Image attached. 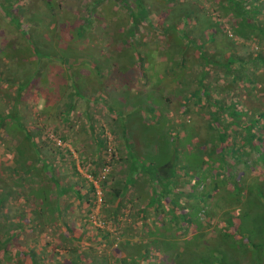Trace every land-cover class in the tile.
<instances>
[{"label": "rangeland", "instance_id": "rangeland-1", "mask_svg": "<svg viewBox=\"0 0 264 264\" xmlns=\"http://www.w3.org/2000/svg\"><path fill=\"white\" fill-rule=\"evenodd\" d=\"M95 1L49 0L54 8L49 10L37 9L42 0H0V28L6 23L12 28L3 6L11 5L7 9L14 12L23 2L32 9V22L47 20L59 29L55 39L52 28L38 23L32 28L34 47L19 30L21 40L10 39L12 56L0 55V264H166L149 238L173 242L166 249L173 258L183 249L177 257L185 259L181 264H264V128L259 129L264 125V60H256L250 82L232 78L256 52L264 59V37L244 26L228 0ZM57 2L62 9H55ZM261 3L253 18L257 22L264 20ZM185 8L190 15L182 24L179 9ZM122 17L130 26L129 21L138 22L127 40ZM165 19L175 22L183 36L160 34ZM4 41L0 37V46ZM68 49L78 54L69 55ZM229 54L235 60L227 72L221 63ZM200 75L207 96L221 104L235 101L240 111L236 116L220 111L221 122L242 124L258 113L247 132L263 142L249 148L240 134L230 133L228 142L240 149L227 154L238 160L226 156L237 199L229 184L210 191L215 197L224 194L225 218L207 223L201 216L196 227L183 230L182 216L178 229L161 219L164 200L149 204V176L151 170L170 173L168 163H174L181 198L192 185L193 195L203 192L198 176L209 180L211 174L216 183L224 177L223 170L205 174V164L191 177L181 167L214 158L206 155L214 135L208 123L213 106L195 97ZM36 154L42 161H32ZM130 161L138 168L126 183ZM144 167H149L146 172ZM112 188L120 198L117 193L108 197ZM188 213L192 219L196 212ZM226 220L228 231H235L221 240L218 232ZM140 221L147 230H138ZM166 234L172 236L163 239ZM145 246L148 258L140 255Z\"/></svg>", "mask_w": 264, "mask_h": 264}, {"label": "trees", "instance_id": "trees-1", "mask_svg": "<svg viewBox=\"0 0 264 264\" xmlns=\"http://www.w3.org/2000/svg\"><path fill=\"white\" fill-rule=\"evenodd\" d=\"M100 1L101 0H96L95 5H96V3L100 2ZM42 2H43L42 6L38 7L37 9H49V10L54 9L52 6H49V0H42ZM153 2L159 3V1H157V0H152L150 3L152 4ZM228 2L230 4V6L232 5L231 7H232V10L234 11V15L236 17H240V19L242 21H244V26L249 28L251 30L250 32L256 34V36L260 35L261 38L264 37V20H263V22H259V21L257 22L256 20H253L255 15L258 14L259 9L262 8L261 0L258 3H257V0H255L253 4L249 3L248 0H228ZM37 3H38V1H34L35 6H37ZM146 3L148 4V2H146ZM142 5L144 7V4H142ZM3 7H4V9H2L3 14L5 15V17H7V20L11 24L12 28L9 26L7 27L6 26L7 23L5 24V27L0 28V34H1L0 37H1V39L5 40L0 46V55H5V57L6 56H12L10 54L12 51L11 49H13V48H12V44H9L10 39L14 38V40H15V39L20 38V40H21V37L18 34L19 30H22V31H20L21 32L20 35L25 40H27L29 47H34L35 46L34 45L35 34L32 32V28L35 27L38 23L40 24V26H43V27L48 26L49 28H52L53 32L55 34L54 38L55 39L57 38L56 33L59 31V29L56 28V26L52 25V22H51V25H50L49 21H47V20L40 21L38 23L32 22L33 20H36V18H33V15H32L33 12L31 11L32 9H31L30 5H23V2L19 3V6H17L15 8L14 12H12L10 9H7V7L10 8L11 5H4ZM143 7H142V9H144ZM263 7H264V4H263ZM17 8H19V9H17ZM55 9H62L60 7V2H57ZM68 9H70V8H68ZM85 9H91V7H87V8L85 7ZM179 10L182 14L181 17H179V20L181 19L182 24H184V20H185L184 17L186 19L189 18L190 9L185 8V9H179ZM54 11L56 12V10H54ZM144 11L147 12V9H144ZM52 13H54V12H52ZM42 16H43V14H42ZM120 18H118V19H120ZM122 19L124 20V24H125V31H126V33H125L126 39L125 40H127L128 38L133 36L134 30H136L135 26L138 22L137 21H134V22L129 21V23L133 24L132 26H130L127 24L128 21L125 18L122 17ZM11 20L16 21V23L15 24L11 23ZM107 22H108V25L112 24V21L110 18L109 19L107 18ZM169 23H171V24H169ZM160 26L162 27L161 32H159L160 34L169 32L171 34V36L174 37L175 31H176L179 35L183 36V33H181L179 30L176 29L177 24L175 22L172 23L169 20L167 22V20L165 19V20H163V22L161 23ZM118 32H120V31L118 30ZM193 45L197 49L198 57H200L201 61L206 62L208 60V57H206L204 51L200 48L199 44L194 43ZM4 50H6V51H4ZM8 51H10V52H8ZM31 52L32 51L30 49V53ZM183 52L181 53L182 55H183ZM164 53L167 55L166 50H164ZM67 54L77 55L78 53H77V50L68 49ZM257 59L260 61L264 60L263 55L260 52H256V56L249 59L250 65H245V64L238 65L237 68H238V70H240V72L233 75L232 78L233 79L239 78L243 82H250L252 79H254V77L252 76V75H254L253 67L256 66V60ZM233 60H235V58H233L229 54V55H227L225 61L223 63H221L226 68L227 72L233 70L229 67V64L231 62H233ZM24 62H32V61L24 60ZM202 72H205V70L203 69ZM196 81H197V87H196L197 90L195 92L196 93L195 97L197 99L203 100L204 102H206V104L213 106V109L209 110V122L208 123H209V126L211 127V129L214 131V135H213V138L211 139L212 140L211 146L208 148V150H206V155L208 153H211L214 155V158L210 159L207 162H206L207 159L206 160H200L198 162V164L193 166V167H190V165L181 166V167H183L182 170H184L183 174H186L189 177L195 176L196 169H197L198 173H200V171L198 170L199 167L205 164V167L207 168V170L204 171L205 174L210 173V171L208 169H213L212 172L213 173L217 172L218 174H219L218 171L223 170V173H225L224 177L221 176L222 177L221 180L216 179L218 181L216 183L214 176H212L211 174H210L209 180H204V178H202V176H198V183L202 184L201 188H203V192L200 191L197 194L193 195L192 188L194 185H192L191 190L187 189V191L184 193L185 194L184 197L181 198L183 196V193L181 192V189L176 188V186H175V182L177 181V178L174 177V175L176 174V171L174 170L176 165L174 163H172L170 161L168 163L171 166L170 173H166V174L161 175L157 171L151 170V173L149 176V180H152V185H153L152 194L150 197L149 204H151V205L153 204V206L162 205L161 201L164 200V203H163L164 216L161 219H163V221L165 223H167L170 227L175 226L174 228L178 229L179 227H178L176 222H177V219L180 216H182L180 221L185 222L181 225L183 230H185L188 226H191V225H194L193 227H196L197 224L200 223V217L201 216H202V220L204 222H207L209 219L214 220V218H217V221L220 219L222 221V218H225L226 215H225V211L223 210L225 208H222V206H224V205L221 204V202L225 200L224 194L219 193L215 197L214 193L212 194V193H210V191H213V192L218 191L219 189L222 188V186L224 184H226V185L229 184L232 186L231 189L232 190L234 189L233 190L234 201L237 199V195H235V194H237L238 188L236 185H233L235 183H233V181L231 180L232 175L230 174L229 170L227 169L228 166L232 165V164L228 163L226 161V156L233 157L235 161L238 160V158L236 157L235 154L234 155L233 154L227 155L229 153L228 151H232V150H235L238 148V146H236L233 142H228L229 140H231L230 133H233L236 135L240 134L242 139H243L242 140L243 145H246L249 148L254 147L255 145L259 146V144L263 142L262 138L264 137L263 136L264 133H262V135H261L262 140L257 138V137L252 138L251 134L248 135V132H247L248 129L251 130V128L253 127V124L258 122V119H259L258 113H255V112L252 113V116L249 117L247 119V121L245 123H242V124L235 123L234 120L229 121V122L225 121V123H222L221 119L219 118L220 111L226 110L227 114L230 116H236L240 113V111L235 107V101H229L226 104L225 103L221 104L218 101L216 102L210 96L209 93H208L209 96H207L208 90H206V85H204V83L202 82V75L198 76ZM19 87H22V86L18 85L17 89H19ZM19 92L20 91L17 90V93H19ZM218 100H220V99H218ZM14 115H15V112L12 111L11 117H13ZM232 123H234L233 125L235 127H231ZM242 127H244V130ZM227 128H229V130H230L228 133H226ZM263 128H264V125H261L259 129L263 130ZM245 132H247L246 135H245ZM236 135H235V137H236ZM260 146H261V144H260ZM238 150H239L238 152H240L239 148H238ZM263 153H264V151H263ZM34 159L42 161L41 157L38 154L35 155V158H33L32 161H34ZM135 161H136V159H135ZM29 162H30V160H29ZM244 164H245V162H244ZM45 166L46 165H43V167H45ZM128 166H129L130 175H129L128 179H126V181H125L126 183L131 182L133 180L132 176L135 174V171L138 168L137 162L135 163L134 161H130ZM148 168L144 167V171L148 170ZM23 170H26V172H28L30 169H23ZM92 173H93V175H95L94 172H92ZM212 183H214V184H212ZM119 188H120V190L122 189L121 193H123L125 190L124 185H122ZM115 193H117L116 197L117 196H118V198L121 197L120 193L116 192V188H112L111 191L107 190V195L109 198H111V195H112V197L113 196L115 197ZM210 195L213 196V201H209L208 198L210 197ZM0 200H1V198H0ZM117 200L119 201L120 199H117ZM202 209H204V212L199 213ZM191 210H192V213H194V212H196V213H195V216L192 217V219H189V215H192V214H189L188 212ZM222 213L224 215H222ZM200 214H202V215H200ZM114 215H115V213H114ZM205 216H207V218ZM156 218H157L158 222H162L161 219L158 218L157 216H156ZM142 221H144V220H142ZM142 221H140V223H141L140 229H138V230H142V231L147 230V227L146 226L144 227V222H142ZM172 223H173V225H172ZM207 223H209V222H207ZM227 225L228 224H227V220H226V225L223 227V229H220V231L218 232V235L221 236L219 239H221V240H224L226 237H230V236L234 235L235 230L228 231ZM232 228H234V227H232ZM136 232L137 231H134L133 235L136 234ZM130 233H132V231ZM176 234L177 233L174 231V235H176ZM161 236L164 239V237L170 238L172 235L166 234V235H161ZM5 240H6V238H4V241ZM167 240L166 241L163 240L160 242V239L149 238V242H153V247L154 248L157 247L156 250L160 251V253H161L160 256H161L162 260L164 261V262L161 261V263L181 264V262H182L181 260L185 261V259L181 258L178 262L177 257L179 255L183 254L182 252H180L183 249L178 250L176 252L177 253V255L175 256L176 258L171 257L173 252L172 251H166V249H167V247L170 246V243H173V242H170ZM170 240H172V239H170ZM141 252H140V255L142 258L143 257L148 258L150 256V250L148 248H146V246H145L144 250H143V248L141 249ZM167 254H169V255H167ZM167 258H168V260H167ZM199 260L202 261L201 258H197V262H199ZM215 260H217V259L215 258ZM29 264H38V263H36L35 260H31V262ZM147 264H157V262L156 261H150V263L147 262ZM218 264H220V263H218Z\"/></svg>", "mask_w": 264, "mask_h": 264}, {"label": "built area", "instance_id": "built-area-1", "mask_svg": "<svg viewBox=\"0 0 264 264\" xmlns=\"http://www.w3.org/2000/svg\"><path fill=\"white\" fill-rule=\"evenodd\" d=\"M99 198V197H98Z\"/></svg>", "mask_w": 264, "mask_h": 264}, {"label": "crops", "instance_id": "crops-1", "mask_svg": "<svg viewBox=\"0 0 264 264\" xmlns=\"http://www.w3.org/2000/svg\"><path fill=\"white\" fill-rule=\"evenodd\" d=\"M144 250V249H143Z\"/></svg>", "mask_w": 264, "mask_h": 264}]
</instances>
